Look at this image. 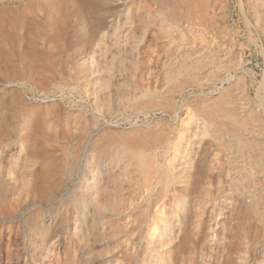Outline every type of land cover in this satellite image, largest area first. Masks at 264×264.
I'll use <instances>...</instances> for the list:
<instances>
[{
	"label": "bare ground",
	"instance_id": "obj_1",
	"mask_svg": "<svg viewBox=\"0 0 264 264\" xmlns=\"http://www.w3.org/2000/svg\"><path fill=\"white\" fill-rule=\"evenodd\" d=\"M120 1L105 0L98 7L93 0H67L64 12L58 0H35L23 12L39 28L49 27L54 18L62 23L64 41L55 64L70 70L90 91L100 116L72 111L63 141L48 153L34 140L0 143V264L15 259L18 264H197L208 237L220 245L213 247L216 253L226 250L227 238L215 227L223 200L213 203L205 183L221 169L211 154L222 143L223 129L216 122L210 130L193 110L176 125L179 106L172 98L184 93L178 76L163 93L135 82L140 64L147 65L138 62L141 45L149 49V60L156 46H168L174 65L179 49H185L180 64L186 68L193 66L188 63L191 47L210 48L215 60L226 41L209 18L214 6L211 1L191 9L184 0H132L116 15L113 5ZM14 4L17 16L21 10ZM74 46L76 51L69 52ZM136 89L139 96H134ZM240 107L231 113L246 128ZM157 112H170L173 126L165 119L159 126L157 118L152 124L150 116ZM120 116L130 127L114 131L110 127ZM122 133L133 137L105 140ZM233 136L239 145L251 143L241 133ZM81 146L87 149L83 174L65 198L61 190L73 180ZM59 153L65 162L50 180L45 163ZM245 203L261 216L255 201ZM24 221L29 225L28 248L17 243Z\"/></svg>",
	"mask_w": 264,
	"mask_h": 264
},
{
	"label": "rangeland",
	"instance_id": "obj_2",
	"mask_svg": "<svg viewBox=\"0 0 264 264\" xmlns=\"http://www.w3.org/2000/svg\"><path fill=\"white\" fill-rule=\"evenodd\" d=\"M13 1L18 3L21 10L17 16L12 12L15 7ZM34 1L0 0V143L7 146L11 143L17 145V141L21 140L28 143L34 140L39 143L42 152L46 153L47 150L48 153L53 144L63 141L61 133L72 111L78 109L89 115L88 117L100 116V113L90 91H86L72 77L70 70L65 69L64 72L55 64L64 41L62 23L54 18L49 27L39 28L35 23H30L23 13L28 2ZM104 1L93 0L98 7ZM131 1L121 0L115 3L113 9L116 15L122 14ZM205 1L212 2L214 8L209 18L216 25L219 36L226 41L219 49L217 58L213 60L210 48L191 47L192 49L186 50L189 51L188 63L193 66L186 68L180 64L185 49H179V57L174 65L172 50L168 46H156L150 51L152 60H149L146 54L149 49L147 50L146 45H141L138 62L145 61L148 66L140 64L135 82L147 89L156 86L158 92L163 93L171 85L169 80L178 76L184 93L172 98L179 106L176 125L180 117L186 116L187 110H193L208 121L210 130L214 128L210 125L216 122V127L223 129L222 143L214 145L211 154L216 163L221 165V169L215 170L205 183L206 190L212 193L213 203L223 200L221 215L218 216L215 227L218 233L225 234L227 238L226 250L216 253L213 247L220 249V245L208 237L207 250L202 253L197 264H264V158L261 155L264 146V104H261V99L264 101V0L183 2L193 9L200 4L204 6ZM58 3L60 10L64 11L67 0H58ZM150 37L153 36H149V40H152ZM128 43L130 45V40ZM77 48L78 46H74L68 51L73 52ZM141 71L144 73L143 79L140 78ZM140 92L136 89L134 96H139ZM183 102L189 104L181 105ZM236 105L241 106V117L247 121V129L241 127L232 115ZM169 113L151 114L150 120L154 125L161 120L159 126L169 120L173 126L174 121ZM119 118L117 123L114 119V125L110 128L117 131L130 127L127 121ZM233 132L245 135L251 143L239 145ZM124 134L110 135L105 140L133 137L123 136ZM97 138L98 136L94 141ZM138 138L139 136L136 137ZM86 150L85 146L80 147L73 180L61 190V195L65 198L80 182L79 176H82V169L86 164ZM64 162L62 153L48 159L45 163L48 179L57 177ZM258 168L260 173H257ZM251 169H254L256 176L252 175ZM233 177L237 180L235 184L231 182ZM142 191L144 189L137 193L142 194ZM244 196L247 197L246 200ZM248 200L256 202L257 212L261 216L255 213L253 206L245 203ZM22 226L23 229L18 235L22 237L20 240L18 238L17 243H21L22 248H28L29 225L24 221ZM71 253L75 258L73 250ZM22 260L24 262L25 257ZM17 262L15 259L11 264H18Z\"/></svg>",
	"mask_w": 264,
	"mask_h": 264
}]
</instances>
